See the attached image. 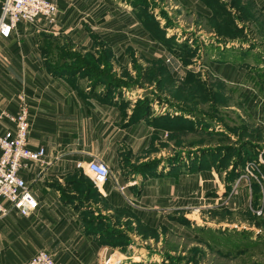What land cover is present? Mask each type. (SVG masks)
<instances>
[{"label": "crops", "instance_id": "obj_1", "mask_svg": "<svg viewBox=\"0 0 264 264\" xmlns=\"http://www.w3.org/2000/svg\"><path fill=\"white\" fill-rule=\"evenodd\" d=\"M51 1L59 9L56 24L45 20L22 22L10 38L0 37V112L16 114L24 96L30 109L29 145L46 150L42 163H31L21 171L39 199V208L29 216L12 212L0 218V264H24L42 249L51 251L57 264H107L108 259L110 264H161V251L148 242L188 234L205 240L207 233L218 232L217 219H206V211L219 201L207 196L210 190L226 186L234 191L232 209L244 210L245 199L249 206L253 191L254 202L264 205L262 186L242 185L235 189L236 179L225 181L241 148L232 153L227 170L220 163L223 150L217 151L214 160L202 153V160L193 168H188L186 159L172 161L173 135H180V147L176 148L180 152L185 151L182 137L187 134V127L172 125L173 104L151 103L147 118L131 122V108L149 99L145 96L148 93H143L146 88L133 83L130 88L108 91L106 82L94 84L90 73L83 76L77 68L82 64L86 71L87 61L71 53L59 57L52 52L50 38L66 41L70 52L77 48L96 49L97 58L87 59L99 64H104L102 59L106 58L99 54L111 49L110 63L116 66L131 63L133 58L124 55L125 50L140 45L153 49L152 60L164 66L163 79L169 85L185 81L193 65H209L216 85L226 86L227 94L223 90L217 96L227 97L228 102H236L237 97L241 103H228L221 110L228 109L242 118L248 116V124L256 127L252 132L251 126L230 130L218 121L216 131L234 139L247 132L260 134L262 141H252L258 155L264 151V146L259 147L264 144L260 131L264 132V56H253V50L262 45L255 39L220 36L217 29L198 31L196 41H192V28H185L179 35L181 40L174 39L177 29L170 32L172 27H167L166 37L173 43L197 48L194 59L185 62L175 57L180 49L153 37L141 19L140 6L133 0ZM216 1L209 4L205 0H175L176 7L197 11L209 20L215 16ZM252 1L262 19L259 25L264 26V0ZM146 10L152 16L159 12L157 8ZM228 10L243 32L252 29L238 21L239 11L229 6ZM205 50L216 53L206 55ZM200 54L203 60L197 63ZM61 67L62 72L58 71ZM236 86H242L237 95ZM175 108L179 111L176 118L182 116L181 106ZM13 125L7 118L0 120V132ZM199 129L204 130L201 126ZM244 141L251 140L245 137ZM205 158L212 162L205 163ZM94 159L110 168L104 182L87 170L88 162ZM155 160L158 164L154 168L143 166ZM259 188L262 196L256 193ZM178 216L185 222L175 219ZM188 217L195 221L188 222ZM125 239L129 242L124 243Z\"/></svg>", "mask_w": 264, "mask_h": 264}, {"label": "rangeland", "instance_id": "obj_2", "mask_svg": "<svg viewBox=\"0 0 264 264\" xmlns=\"http://www.w3.org/2000/svg\"><path fill=\"white\" fill-rule=\"evenodd\" d=\"M219 1L225 3L227 9L229 6V8L231 7L236 9V13L239 11V14L237 13V19H239L238 21L243 25L249 24L252 29H249L246 33L236 29V35L241 39H255L258 44L262 45V47L258 50H253V52L256 53V55L253 56H258L259 54L264 56V32L262 31L264 30V26L263 24L262 26L261 24L259 25V22H261L262 19L259 15L257 7L253 4L252 0ZM139 2L142 6H148L151 9H159V15L153 14V18L158 22L160 28L164 29L165 31L167 30V27H172V31L170 32H176L175 30L177 29V35L173 36L174 39H180L179 35L182 33V31L186 30L185 28H192L189 29V31L192 33V35H189L192 36L190 40L196 41L197 38L195 33L201 30H204L203 32H213L220 23L219 20H216V25L215 21L212 22L211 20L206 19L197 11L188 12L186 9L176 7L175 0H139ZM140 9H142V7H140ZM249 19H255L257 21H249ZM221 22L226 21L221 20ZM221 27L222 28H218L216 31L218 35L224 36L227 34L226 29L229 28V24L222 23ZM168 30H170V28H168ZM158 35V37L164 39L163 32L158 33ZM142 38L143 37L141 36V41ZM50 39L51 42H53V44H50L54 47L52 48V52L61 58L69 54L71 49H69V45L66 41L63 43L60 39H58V37ZM173 44H176L173 49L177 48L179 50L178 43ZM198 44L199 47L202 45L200 41L197 43V46ZM203 46H205L204 43ZM190 48L194 52L197 49L193 48L192 46ZM152 50L153 49H147L142 45L138 46L136 49L125 50L123 54L133 59L130 64L123 66H116L110 63V58L113 56L111 49L101 53L102 58L103 56L106 57L102 59L104 64L88 61L87 58L89 57L87 56L97 58V50L94 48H92V50L77 48L75 51L70 53L72 56L73 54L81 56L83 60L87 61L85 65L87 69L84 71V75L90 73L92 77L95 76L96 79L102 83L110 81L112 86L113 84H118L119 81L123 82L120 84V87L127 88L132 87L133 83L141 84L144 88H146L143 93H148L145 96H149V105L154 103V105L158 104L159 106L164 104V102H167L169 105H171L169 103L171 102L173 104V110L171 112L173 116V124L175 123L174 117H176L179 112L175 106H181L186 109L187 112L183 111L181 113L182 118L187 119L185 122L189 126L187 129V134L182 137L184 138V141H186L185 145L182 143L183 149L185 148V151L182 150L179 152L178 149H176L180 147V135H173L172 161L178 160L179 158L186 159L188 168H193L195 167L194 165L196 163L200 162L202 153L205 154L206 157V153L218 147V142L222 144V148H226L229 146V144H231V146L236 145L237 150L239 148L244 150L245 148L249 147L244 145L245 137L250 138V140L262 141V138L258 139L256 138L257 136L250 135L248 132L245 134V136H241L240 139H234L223 132L222 134H219L216 131L217 126L219 125L218 121L225 123L224 125H226V128L230 130H232L235 126L244 128L251 126L252 129H250V131L252 132L254 129H256V127L254 128V125L251 123L248 124L251 122L248 116L242 118L238 114L229 112L228 109L223 108L221 110V106L228 103H235L239 106H241V103L237 97L236 102H233L234 99L228 102L227 97H221V95L219 97L217 96V93H221L223 90L226 91L227 94L226 86L223 88L222 85H216L217 81L214 80L210 71L211 69H209V65H193L191 76H187L185 81H172L171 85H169L167 82L165 83L163 79L164 66L156 64V62L152 60L154 55ZM211 53L215 54L216 52L205 50L206 55ZM101 54L99 55L101 56ZM184 56L185 55H183V52L177 53L175 55V57L179 59H182ZM191 57L194 59L193 56H190L189 59H192ZM201 60H203L202 54H200V56L196 59V62L199 63ZM198 67L201 68L200 72L196 71ZM62 68L64 67L59 68L58 71L62 72ZM182 73L184 72H181L180 74ZM189 78L191 79L189 80ZM239 88H242V86H236L235 88L237 89L236 95L237 92H239ZM139 105H142L141 101L135 103L137 108ZM134 109L135 107L131 108L132 114L134 113ZM241 113L243 116H245L243 110ZM200 126L203 127V131L199 129ZM258 131L259 129L256 130V132ZM260 131L261 137H263L264 132H262V129H260ZM260 146H264L263 142L259 144V147ZM237 153L238 152H236V154ZM205 161V163L212 162L211 159L207 158H205ZM248 161H246L243 166H238L239 172L237 177L239 176V173L241 174L240 170L243 171ZM220 163L221 167H224L227 170L228 166L231 164L229 156L224 155L220 160ZM230 172L231 170L227 175H225L226 182L230 181ZM253 184L260 185L256 180H253ZM244 185L246 184L244 183L242 187H244ZM262 188L264 189V187ZM231 191L232 190L230 188L224 186L221 188L212 189L207 193V196L217 197L219 201H217L218 203L215 207H210L209 210L206 211V219H217L220 225L218 232L214 231V233H207L208 235H205V240H202L198 234V237H195L194 234H188L187 237H176L170 235L167 239L164 238L163 242L161 241L159 243L156 241L148 242L149 245L156 248L158 251H161V255H159V261L161 264H264V216H258L255 212L258 207H260V205H257L254 202L255 193L254 191L251 193L253 202L249 206L247 199H245L243 203L244 210H236L232 209L233 206L231 197L233 196L234 191ZM256 193L262 196V189L259 188L258 192L256 191ZM255 198H258V196ZM179 216L175 219L185 222V218ZM190 216L194 217V215ZM190 218L188 222L195 221V219H191L190 221ZM204 231H207V229H204ZM208 232L213 231L210 230ZM250 237H252L251 241ZM236 244H239L240 246L236 247ZM169 252L173 253L170 255Z\"/></svg>", "mask_w": 264, "mask_h": 264}, {"label": "built area", "instance_id": "obj_3", "mask_svg": "<svg viewBox=\"0 0 264 264\" xmlns=\"http://www.w3.org/2000/svg\"><path fill=\"white\" fill-rule=\"evenodd\" d=\"M58 13L57 4L51 0H0V37L10 38L22 22L45 20L56 24ZM6 118L14 125L0 132V218L12 212L29 216L39 208V199L21 171L31 163H42L46 150L29 145L30 109L24 96L16 114L7 110L0 112V120ZM87 170L100 182L106 181L110 175L108 164L97 159L88 162ZM253 180L264 187V151L257 159L247 162L234 187L238 189L244 183L250 186ZM255 212L263 217L264 205ZM106 263L110 264V259ZM24 264L57 263L51 251L42 249Z\"/></svg>", "mask_w": 264, "mask_h": 264}, {"label": "trees", "instance_id": "obj_4", "mask_svg": "<svg viewBox=\"0 0 264 264\" xmlns=\"http://www.w3.org/2000/svg\"><path fill=\"white\" fill-rule=\"evenodd\" d=\"M133 1H134V4L142 7V9H141V19L145 23L146 27L150 31H152L153 37L157 41H159V42H161L163 44H166L167 46L173 48V46H171V45H173V41L170 38L166 37L165 30L160 28L158 22L146 10V8L148 6L147 7L146 6H142L141 3L139 2V0H133ZM205 1H207L209 4H211V2H212V0H205ZM214 2H215V0H214ZM216 6H217V8H215V16L211 20L212 22L215 21L216 25H217V21L216 20H219L220 23L217 25V27L215 26L216 29L218 30V28H222L221 27L222 23H228L229 24V28L226 29V33L227 34H225L224 36H228L229 35V36L238 37L236 35V33H237L236 29L238 31H242V32H243V29L239 28L236 25V23H234V17L232 15V13L227 9L226 4H224V3H222V2H220L218 0V1H216ZM221 20L222 21H226V22H221ZM161 32H163V34H164V39L158 37L159 36L158 33H161ZM179 49L181 50V52H183V55H185L183 57L185 62H189L190 61L189 57L195 55V52L193 50H191V48L188 46V44H184L183 46H179ZM69 54H70V52H69ZM70 55H72V54H70ZM73 56H75V54H73ZM101 56H102V54H101ZM103 57H105V56H103ZM83 66L84 65L81 64L80 66H77V68L81 69L80 73L84 76ZM191 74H192V72H189L188 73V77H189V75L191 76ZM190 79L191 78H189V80ZM93 80H94V84L100 82L99 80L96 79L95 76H93ZM121 83H123V82L119 81L118 84H113V86H112L110 81H106V88L108 89V91H112L114 89H119V88H121L120 87ZM94 84L92 86H94ZM141 102H142L141 106L139 105L138 108L135 106V109L133 110L134 113L131 115V122H136V121H140V120H142L144 118H147L148 113H149V109H150L149 99L143 100ZM181 108H182V111L187 112L185 108H183V107H181ZM156 119H158V118H156ZM174 119H175V123L174 124H173V118L171 119L173 127L180 123L182 126L187 127V129H188L189 126L185 122L187 120L186 118H182V116H180V117H177V118L174 117ZM250 135L257 136L256 138H260L257 134H254V133H251ZM252 141H254V140H251L249 142H244V145L249 146V147L245 148L246 152L243 153V151H241V149H240V151H238L237 159H236V161L234 163V166H233V168H232V170L230 172L231 178H229V180H230L229 182H232V181H234L237 178V175H238V172H239L238 166L241 167V166L244 165V163L246 161L252 160V159L254 160V159L258 158V151L256 149H254L256 147V145H254L252 143ZM222 150L225 151L224 155H228L229 158H231L232 153H235L237 149H235L234 146H230V145L227 146L226 148H222V145H221V146H218V147L214 148L213 150H210V152L207 153V156L210 157L212 155V159L214 160L215 157L217 156V154L221 153ZM217 151H219V152L217 153ZM224 155L222 154V158H223ZM157 164H158V161L155 160L154 162L145 163V164H143V166L146 165L147 166L146 168H149V167L150 168H154ZM240 172H241V170H240ZM251 239H252V237H250V241H251ZM128 242H129V239H125L124 240V243H128ZM250 243H252V242H250ZM237 246H240V245L236 244V247Z\"/></svg>", "mask_w": 264, "mask_h": 264}]
</instances>
